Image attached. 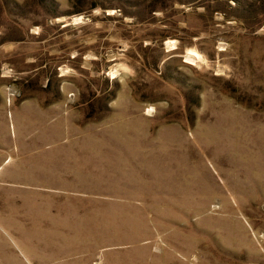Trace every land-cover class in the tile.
<instances>
[{
	"label": "rangeland",
	"instance_id": "1",
	"mask_svg": "<svg viewBox=\"0 0 264 264\" xmlns=\"http://www.w3.org/2000/svg\"><path fill=\"white\" fill-rule=\"evenodd\" d=\"M0 264H264V0H0Z\"/></svg>",
	"mask_w": 264,
	"mask_h": 264
}]
</instances>
